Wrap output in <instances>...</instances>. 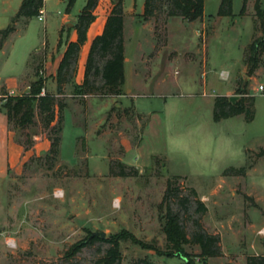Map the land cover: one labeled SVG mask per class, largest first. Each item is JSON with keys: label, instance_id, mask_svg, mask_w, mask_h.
I'll return each instance as SVG.
<instances>
[{"label": "rangeland", "instance_id": "obj_1", "mask_svg": "<svg viewBox=\"0 0 264 264\" xmlns=\"http://www.w3.org/2000/svg\"><path fill=\"white\" fill-rule=\"evenodd\" d=\"M69 1L49 0L48 20L33 17L28 25L24 19L18 21L10 60L2 61L0 67L6 82L12 74L26 72L23 83L39 79L48 92L57 91L53 65L46 67V61L60 57L67 42L76 38L69 23L78 21L88 0H76L68 11ZM144 2L124 0L127 9L132 7L126 18L127 38L139 36L140 44L131 45L132 68L139 74L129 73L122 100L116 95H73L74 85L81 80L77 72L57 97L65 108L55 159L49 156V137L55 134L52 127L60 115L58 107L50 126L38 102L32 125L17 128L15 120L9 123L17 140L34 152L19 171L9 169L0 177V264H95L105 256L109 243L97 241L66 257L89 231L109 237L128 229L167 250L159 206L168 180L175 176H180L178 183L185 194L194 187L209 205V212L201 217L204 227L225 236L221 239L224 252L217 257L203 258L199 245H186L193 264H246L250 254L264 253V227L252 232L250 216L241 207L243 187L222 180H231L225 170L243 165L248 157L258 169L250 185L264 204V91L259 90L264 85V55L256 78L245 76L239 83H247L253 92L254 119L248 122L244 114L214 119L216 97L232 85L223 69L238 73L248 49L243 54L242 47L252 31V42L263 35L255 14L256 0H247L245 14H241L245 0H233V15L218 21L222 0H205L207 15L195 22L168 17L159 9L146 18L140 13ZM112 6V0H99L95 14L100 21ZM261 6L264 9V0ZM61 16L66 22L58 28ZM45 36L50 43L45 51L30 55L26 71L24 53L32 45L39 47ZM82 49L81 68L89 47ZM79 66L80 62L78 71ZM231 96H238L237 90ZM113 160L135 166L139 175H111ZM195 216L193 211L184 216L188 234ZM232 230L241 233L237 237L226 233ZM121 250L122 264L144 257L157 264H188L130 241L122 242Z\"/></svg>", "mask_w": 264, "mask_h": 264}, {"label": "trees", "instance_id": "obj_2", "mask_svg": "<svg viewBox=\"0 0 264 264\" xmlns=\"http://www.w3.org/2000/svg\"><path fill=\"white\" fill-rule=\"evenodd\" d=\"M45 0H23L18 13L12 18L10 25L0 30L1 43L16 30V24L21 19L25 23L33 17L40 15ZM76 0H70L68 11ZM113 6L107 16L104 29L96 35L89 47L85 64L84 78L81 84L74 85L75 96H88L99 94L101 96L121 95L124 93L125 84V20L126 11L124 0H112ZM99 0H88L78 16V21L72 27L77 33L76 40H69L59 63L56 81L57 93L64 94V85L74 80L78 72L79 59L83 46L88 41V30L96 20L95 14ZM157 9L166 13L168 17L180 16L189 21H195L204 17L205 0H145L143 15L149 18ZM247 0L241 10L245 14ZM255 14L259 28L263 35L256 38L249 46L245 55L248 65L247 76H253L260 68L264 55V9L261 0L255 2ZM219 16L233 15V0H222L218 11ZM44 84L41 80L31 83L30 92L23 95H8L4 105L8 121H16L17 128H26L35 122V102L44 117L47 126L56 121V109L59 108L57 123L52 127L54 135L49 137L51 141L49 156L58 157L61 145V133L63 131L65 102L57 100L54 93L46 91L42 94ZM238 98L234 102L228 96H218L215 100L214 119L231 118L244 114L248 122L255 117V97L250 94L248 84H243L237 89ZM248 166L230 167L225 170L226 175H245ZM111 175L129 177L139 175V169L128 165L122 160H113L110 163ZM180 176L168 180L167 188L160 204L163 232L166 235L167 250L162 251L155 242L149 243L138 238L128 229L103 237L99 233L89 231L88 235L79 242L73 244L66 252V257L71 258L80 253L85 247L97 241L110 244L105 256L98 259L95 264H122L121 243L130 241L142 248L156 251L159 255L179 257L188 264L195 263L191 254L186 250V245L196 244L200 246V256L203 258L217 257L222 254L221 236L218 233L209 232L203 225L201 217L208 212L206 203L200 198L194 187H189V193L185 194L179 185ZM193 211L197 216L192 218L193 230L190 234L186 231L185 215ZM129 264H157L149 257L139 258ZM246 264H264V255H249Z\"/></svg>", "mask_w": 264, "mask_h": 264}, {"label": "crops", "instance_id": "obj_3", "mask_svg": "<svg viewBox=\"0 0 264 264\" xmlns=\"http://www.w3.org/2000/svg\"><path fill=\"white\" fill-rule=\"evenodd\" d=\"M48 1L49 0H45L44 2V7L43 10L45 12L44 17L45 20H48L49 17V9H48ZM59 3L64 2L65 0H58ZM23 0H0V30H3L5 28H7L10 25V22L12 20V18L18 13L21 4H22ZM145 4V2H144ZM125 11H126V18H127V13H130L132 11V7H130L129 9H127V7L125 6ZM140 13H143L144 11V5L142 7V9L140 10ZM207 15V13H204V18ZM108 16V15H107ZM107 16L104 18L103 21H100V17L98 16L97 19L92 23V25L90 26L89 30H88V41L85 44L86 46L88 45V47H90V44L93 40V38L98 35L101 34L105 23H106V19ZM248 17V15H243ZM223 18V16H218L217 21L221 20ZM127 20V19H126ZM125 20V44H126V59H125V85H127L128 83V79H129V73L130 75H137L139 73L135 72V68H132V53H131V45L134 43L135 45L140 44V42H138V37L135 36L134 39L131 41L129 38H127V21ZM217 21L215 22V29L217 28ZM66 22V19L61 16L60 20H59V25L58 28H61V26L63 25V23ZM195 22V21H192ZM29 23V21H28ZM28 23L26 25H28ZM48 22H46L45 27H47ZM18 28H16V30L10 34L6 39L3 40V42L1 43V36H0V67H1V62L6 59V60H10V43L12 41V37L13 35L17 32ZM76 32V31H75ZM77 34V33H76ZM253 31H252V35L251 38L248 40V42L246 44L243 45V54L245 53L246 48L248 47V45H250L252 43L253 40ZM59 39V33H58V37H57V41L58 42ZM77 39V35L76 38H73L72 40H76ZM50 43V41L48 40V38L45 36V39L42 41L41 45L39 47H29L27 49V52H25V58L27 59L26 65H25V70L27 71L28 69V65H29V59H30V55L35 52L36 54H38L40 51L42 50H46V46L47 43ZM138 43V44H137ZM84 45V47H85ZM66 49V46H65ZM65 49L63 50V53L65 51ZM88 51L85 54V58H84V62H83V68H81V60L82 57L81 55H83V49L81 51V55H80V66H79V71H78V76H81V80H79L77 82V84H81L84 78V71H85V64H86V60H87V55H88ZM41 53V52H40ZM63 53L61 54L60 57L56 58L53 61V58H49L48 61H46V67H50L49 65L52 64L53 66V74L56 77L57 74V69L59 66V63L62 59ZM28 56V57H27ZM243 61L244 60V56H242ZM130 68V69H129ZM224 71V75L228 76V80H230L232 82V85L222 94L223 96H228L230 97L238 88H239V83L242 77L247 76V71H248V65L246 62H244V65L242 66V68L238 71V73L234 74L231 73L229 70L227 69H223ZM261 71V67L256 71V73L253 76H250V80L255 79L256 76L260 73ZM1 72V70H0ZM22 72V71H21ZM24 73V72H23ZM26 73V72H25ZM24 73V74H25ZM22 73H20L19 75L17 73L12 74V77H9V80L11 78V80L9 82H6V80L3 78L2 75H0V177H2L3 175L6 174V172L11 169V170H15V171H19L22 163H24L25 161L28 160V158L30 157V155L34 152V148H26L21 142H19L16 138V132L10 128V124L8 121V115H7V111L4 107L5 103H6V98L8 95H22L20 94V92L26 93L28 94L30 92V88H31V83H23V80H21V77L24 75ZM248 77V76H247ZM135 81H137V79H135ZM55 85L57 87V81L55 79ZM23 90V91H22ZM47 91V89L45 88V92ZM129 91V89H128ZM53 93V92H50ZM57 96H61L57 93V91L54 93ZM125 94H121V95H116L115 97H118L120 100H122L121 98L124 96ZM253 95V92L252 94ZM126 145V144H125ZM38 144H36V148H37ZM49 144H47L46 149H48ZM263 147V146H261ZM252 150L253 148H248V150ZM248 157H246L245 162L243 163V165L240 166H235L236 168L239 167H244V166H248L247 168V172L245 175H231V180L228 179H222L225 183L228 184H236L239 186L243 187V193L242 196L245 198L242 204V209L245 210L246 214L248 213V215L250 216V229H252V232H256L258 231L261 227H264V204L262 202L261 196L259 193H257V191L252 190V187L250 185V182L254 181V177H256L257 175H255L257 173L256 167H255V161L252 162H248ZM260 176V175H259ZM200 196V194H199ZM200 198L205 202L204 197L201 195ZM249 200H251V202L249 203ZM206 203V202H205ZM208 207V212H209V205L206 204ZM234 229V228H233ZM233 231V230H232ZM213 233V232H212ZM214 233H218L219 232H214ZM227 234H234L236 235V237L239 235V233L241 232H226ZM224 235L221 239H224ZM222 245V250H223V244ZM224 252V250H223ZM250 255H264V253H253Z\"/></svg>", "mask_w": 264, "mask_h": 264}, {"label": "built area", "instance_id": "obj_4", "mask_svg": "<svg viewBox=\"0 0 264 264\" xmlns=\"http://www.w3.org/2000/svg\"><path fill=\"white\" fill-rule=\"evenodd\" d=\"M44 14H45V12H44V10L42 8L40 10V15L38 16L40 20H44L45 19ZM259 90L260 91H264V85L263 84L259 86ZM44 93H45V88L42 90V94H44ZM262 232H264V230H262Z\"/></svg>", "mask_w": 264, "mask_h": 264}, {"label": "water", "instance_id": "obj_5", "mask_svg": "<svg viewBox=\"0 0 264 264\" xmlns=\"http://www.w3.org/2000/svg\"><path fill=\"white\" fill-rule=\"evenodd\" d=\"M74 25H75V23H73V22H70L69 23V26H72L73 27ZM237 98H238V96H231L230 97V100L234 102L235 100H237ZM94 233H99L103 237L106 236V233L105 232H94Z\"/></svg>", "mask_w": 264, "mask_h": 264}]
</instances>
